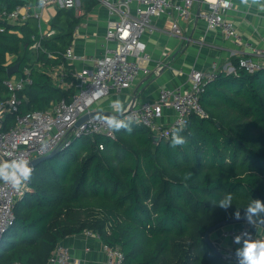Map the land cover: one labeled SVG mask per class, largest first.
<instances>
[{
    "label": "trees",
    "instance_id": "1",
    "mask_svg": "<svg viewBox=\"0 0 264 264\" xmlns=\"http://www.w3.org/2000/svg\"><path fill=\"white\" fill-rule=\"evenodd\" d=\"M82 1L86 12L96 5ZM22 4L0 0V11ZM81 20L74 9H59L50 24L56 33L48 39L39 36L35 18L0 21V99L8 95V69L20 64L16 75L28 66L33 79L20 94L22 113L72 101L75 88L58 87L43 69L75 70L64 55ZM33 35L41 41L37 52L31 50ZM234 65V73L220 70L205 85L200 102L207 116L190 118L181 132L186 145L155 142L150 129L131 123L130 134L74 139L38 165L0 242V264H48L59 243L85 231L119 247L127 264H230L205 242V232L234 219L237 208L243 217L252 199L264 201V69L250 74L239 59ZM14 122L7 115L5 129ZM227 193L232 206L213 207Z\"/></svg>",
    "mask_w": 264,
    "mask_h": 264
},
{
    "label": "built area",
    "instance_id": "2",
    "mask_svg": "<svg viewBox=\"0 0 264 264\" xmlns=\"http://www.w3.org/2000/svg\"><path fill=\"white\" fill-rule=\"evenodd\" d=\"M80 0H46L40 10H33L30 4H22L13 10L0 11V21L7 24L24 23L35 18L39 21V36L48 39L55 35L52 28L42 27L43 11L51 5L58 4L61 8L74 9L77 16L84 12ZM109 7L112 20L109 23L106 40L108 45L103 54L91 58L90 66L69 71L64 65L46 68L53 82L62 89L75 88L72 101L62 100L46 111H29L22 113L23 103L20 94L33 84L32 69L26 66L20 75L12 76L4 81L8 95L0 99V164L14 159L25 158L30 162L44 157L56 149L69 148L74 139L104 135L116 139V132L110 130L99 117L117 115L115 110L110 114L90 116L74 130L77 122L86 114L97 110V107L114 94L119 95L132 89L143 77L152 74L150 63L152 57L148 52L144 39L146 34H152L154 27L152 19L163 14L172 17L171 31L178 37L184 35L181 27L183 20H188L196 0H102ZM207 8L198 13L199 20L207 29L222 31L227 40L241 43L242 37L234 23L226 18V12L231 9V0H202ZM264 1V0H260ZM1 27V31H4ZM79 26L76 28L78 32ZM31 50L42 49L41 41L36 35ZM111 43V45H109ZM252 48L251 46H248ZM255 53L257 50H253ZM66 62L74 64L78 60H87L77 56L74 48H68L64 55ZM239 67L253 74L264 69V63L247 57L239 58ZM43 68V67H42ZM217 66L209 70L190 72L191 86L189 88H163L155 100H146L134 106L128 105L122 119L130 120L132 124L142 125L150 129L159 140L171 139L172 130L185 129L192 116L206 117L200 96L204 87L217 77ZM235 72L234 71L232 73ZM72 79L71 81H69ZM165 111L172 112V121L164 124ZM7 115H14V125L5 129ZM101 150L104 145H99ZM34 170V168H33ZM24 184L19 190L10 184L0 181V242L4 234L15 220V205L25 194ZM243 232L251 234L252 239L264 241V234L251 230H236L227 228L223 236L233 242L235 236ZM88 237L101 241L99 234L85 231ZM107 255L106 264H127L126 256L119 247L103 243ZM21 264V263H14ZM48 264H83L75 257L71 248L59 243L53 251Z\"/></svg>",
    "mask_w": 264,
    "mask_h": 264
},
{
    "label": "crops",
    "instance_id": "3",
    "mask_svg": "<svg viewBox=\"0 0 264 264\" xmlns=\"http://www.w3.org/2000/svg\"><path fill=\"white\" fill-rule=\"evenodd\" d=\"M232 7L226 12V18L236 26L243 41L237 43L227 40L222 31L207 29L199 20L198 13L207 8L202 0H196L192 15L188 20L181 22L184 31L182 37L176 36L170 28L172 17L167 14L152 19L154 32L146 34L144 39L152 60L150 67L152 74L141 78L132 89L119 95H113L103 101L97 110L101 112L115 110L114 102L120 100L125 108L134 106L146 100H155L163 88H189L190 72L195 70H209L217 66L218 70L227 73L234 71V61L244 56L264 63V1L253 3L248 0H231ZM84 12L78 32H74L72 47L77 56L87 60H78L73 65L75 69L91 65V58L104 53L108 42L106 32L110 21L113 19L109 7L102 0H96V5L85 11L82 0L79 1ZM33 10H40L39 0H29ZM60 5L55 4L43 11V20L46 28H51V21L57 15ZM77 26V27H78ZM111 45V43H109ZM251 46L252 48H249ZM257 50L258 52H254ZM15 76V75H13ZM137 92V94H135ZM137 95V96H136ZM172 112L165 111L162 122L169 124L172 121ZM237 225V226H236ZM216 231L212 240L217 243L230 264H235L233 252L240 247L223 236L224 230L248 229L257 234H264V228L259 225L239 223ZM62 243L71 248L75 257L82 260L83 264H106L107 255L103 250L102 240L88 237L83 233L67 237Z\"/></svg>",
    "mask_w": 264,
    "mask_h": 264
},
{
    "label": "clouds",
    "instance_id": "4",
    "mask_svg": "<svg viewBox=\"0 0 264 264\" xmlns=\"http://www.w3.org/2000/svg\"><path fill=\"white\" fill-rule=\"evenodd\" d=\"M45 2L46 0H39V6L42 7ZM242 2L247 3L248 0H242ZM252 2L260 3V0H252ZM114 108L118 115H106L99 118L103 120L104 124L110 130L114 132L124 130L130 134L132 132L131 121L121 118L126 111L125 105L120 100H116L114 102ZM182 131V128L172 130L171 148L175 149L186 145L187 140L181 135ZM32 174L33 168L30 162L22 157L14 159L11 162L0 164V180L10 184L16 190H19L24 184L29 182ZM191 176V172L187 173L184 179L188 180ZM232 200V193H227L220 200L212 201L211 203L213 207H219L227 211L232 206ZM233 218L236 220L244 219L249 225L255 226L258 220L264 219V201L252 199L248 206L244 208L243 217L237 208L233 213ZM233 243L240 245L234 253L235 264H264V241L254 240L250 233L243 232L234 237Z\"/></svg>",
    "mask_w": 264,
    "mask_h": 264
},
{
    "label": "water",
    "instance_id": "5",
    "mask_svg": "<svg viewBox=\"0 0 264 264\" xmlns=\"http://www.w3.org/2000/svg\"><path fill=\"white\" fill-rule=\"evenodd\" d=\"M13 1L20 2V3H23V4L29 3V0H13ZM19 71H20V64H16L15 66L9 68L8 71H7L8 78H11L13 75H16L17 73H19ZM135 94H137V92ZM106 114H110V113L101 112V111H95V112H92L90 114H86L77 122V124L74 127V130L77 129L83 122L88 120L90 116L106 115ZM158 141H159V138L155 137V142H158ZM59 152H60V149H56V150H54L53 152H51L50 154H48V155H46L44 157H40V158L34 159L31 162V167L35 169L38 165H40L41 163L53 158ZM0 181H2V180H0ZM239 223H247V222L244 219H241V220L231 219V220L222 221V222L210 227L205 232V242L209 245V247L217 255H219L221 257H224V255L222 253V250L220 249L219 245L212 240V235L216 231H218V230H220L222 228H225V227H228V226H232V225H236V224H239ZM256 224L264 228V223L258 221ZM224 258L226 259V257H224Z\"/></svg>",
    "mask_w": 264,
    "mask_h": 264
},
{
    "label": "rangeland",
    "instance_id": "6",
    "mask_svg": "<svg viewBox=\"0 0 264 264\" xmlns=\"http://www.w3.org/2000/svg\"><path fill=\"white\" fill-rule=\"evenodd\" d=\"M45 24H46V22L43 20V24H42V25L44 26V28H46V25H45ZM50 38H51V37H50ZM24 189H25V190H24L25 192L29 190L28 182L26 183ZM236 226H237V225H236Z\"/></svg>",
    "mask_w": 264,
    "mask_h": 264
}]
</instances>
